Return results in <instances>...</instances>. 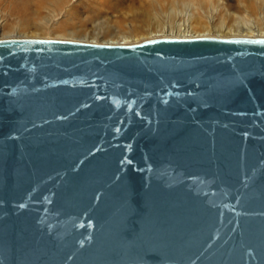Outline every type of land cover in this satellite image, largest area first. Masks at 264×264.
Returning a JSON list of instances; mask_svg holds the SVG:
<instances>
[{
	"label": "water",
	"instance_id": "95a60500",
	"mask_svg": "<svg viewBox=\"0 0 264 264\" xmlns=\"http://www.w3.org/2000/svg\"><path fill=\"white\" fill-rule=\"evenodd\" d=\"M0 264H264V37L0 39Z\"/></svg>",
	"mask_w": 264,
	"mask_h": 264
},
{
	"label": "rangeland",
	"instance_id": "374dc122",
	"mask_svg": "<svg viewBox=\"0 0 264 264\" xmlns=\"http://www.w3.org/2000/svg\"><path fill=\"white\" fill-rule=\"evenodd\" d=\"M0 0V39L44 38L91 43H138L161 35L155 24L193 19L212 36L216 25L264 26V0ZM183 3L187 7H182ZM31 21L25 29L22 26ZM176 23V22H175ZM167 25V24H166ZM198 32L203 29H198ZM227 37V36H225Z\"/></svg>",
	"mask_w": 264,
	"mask_h": 264
},
{
	"label": "bare ground",
	"instance_id": "6f19581e",
	"mask_svg": "<svg viewBox=\"0 0 264 264\" xmlns=\"http://www.w3.org/2000/svg\"><path fill=\"white\" fill-rule=\"evenodd\" d=\"M173 2H179L178 0H172ZM182 7H187V5H183V3H178ZM188 20L182 23H179L173 18L169 17L168 22L163 25L162 23L155 24V29L150 31H156L161 35L153 36L154 38L159 37H201V36H212L210 32H206L208 28L204 23H201L200 20H195L188 13ZM176 22V23H175ZM167 24V25H166ZM32 22L28 21L22 24L21 27L28 29L27 26H31ZM215 30L218 32L216 36L218 37H234V36H245V37H264V26L253 25L249 22L237 23L235 27H227L225 22L221 23V25H216ZM198 29H203V31L198 32ZM108 44H132L130 42H126L122 39L121 42H109Z\"/></svg>",
	"mask_w": 264,
	"mask_h": 264
}]
</instances>
